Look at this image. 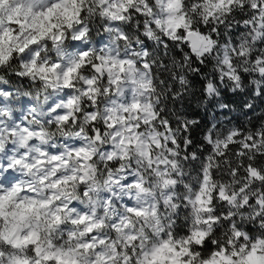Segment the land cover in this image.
Returning a JSON list of instances; mask_svg holds the SVG:
<instances>
[{
    "label": "snow or ice",
    "instance_id": "snow-or-ice-1",
    "mask_svg": "<svg viewBox=\"0 0 264 264\" xmlns=\"http://www.w3.org/2000/svg\"><path fill=\"white\" fill-rule=\"evenodd\" d=\"M7 3L0 0V8ZM84 3L58 0L40 12L39 31L24 44L14 31L0 32V65L59 27L52 23L57 9H63L65 20L79 23ZM97 3L100 15L116 25L105 30L118 32L120 42L130 47L123 57L98 55L93 64L84 51L83 63L68 70L65 88L71 85L70 74L81 67L96 73L83 93L88 135L76 140L67 159L62 152L51 155V161L58 177L54 187L78 181L82 195L89 196L84 185L89 173L97 172L92 163L96 160L103 169L98 173L102 183L113 187L98 212L72 202L56 203L52 224L67 229L60 234L69 243L62 246L50 239L45 245L38 231L25 233L19 222L33 214L38 217L40 209H51L60 198H32L28 204L16 200L19 211L9 213L6 208L16 193L33 189L6 184L7 176L0 178V264H264V118L260 127L248 128L231 120L225 124L226 116H213L209 127L189 119L184 109L200 85L205 106L235 111L223 102L228 90L244 97L240 116L252 123L248 113L255 114L258 102L264 101V0ZM9 23L24 21L9 16ZM153 38L159 45L156 51ZM56 67L37 69L33 62L28 74ZM75 103L70 98L66 107ZM3 130L0 125V136ZM17 131L26 134L21 142L34 135L27 126L9 127V135ZM198 132L202 139H196ZM72 157L79 166L68 169ZM20 164L21 159L14 158L0 167V173H11ZM61 164L64 173L59 171ZM65 212L70 213L67 221L61 215ZM9 215L17 219L11 227ZM106 222L109 231L104 232ZM9 249L14 251L6 257Z\"/></svg>",
    "mask_w": 264,
    "mask_h": 264
},
{
    "label": "clouds",
    "instance_id": "clouds-1",
    "mask_svg": "<svg viewBox=\"0 0 264 264\" xmlns=\"http://www.w3.org/2000/svg\"><path fill=\"white\" fill-rule=\"evenodd\" d=\"M57 3L58 0H8V3L0 8V32L14 31L19 38V43L24 44L39 31L40 18L38 14ZM100 12L97 0H85L83 11L78 17V23L75 19L65 20L63 9H57L52 23L59 27L51 30L37 44L29 46L23 54H15L7 63L0 65V98L3 100V103L0 104V114L3 115L0 125L4 129L3 135L0 136V167H5L6 163H11L14 158L21 159L19 166L14 165L11 173H0V178L7 176L6 184L10 181L14 186L19 184L21 188L31 186L33 189L32 192L16 193V199L13 200L11 206L6 208V211L9 213L19 211L15 208L16 200H24L25 204H28L32 198L47 200L53 196L59 197L60 199L53 203L51 209H40L38 217L33 214L19 222V227L25 233L31 230L38 231L41 236V244L45 245L50 239L58 241L62 246L69 243L60 234L61 231L67 232V229L61 230L52 224L51 212L55 210L56 203L72 202L78 207L87 209L90 213L98 212L102 207L101 201L106 198L105 193L110 192L113 187L111 184L102 183V178L98 174L103 171L99 160L92 162L97 172H90L91 178L84 185L89 196L82 195L78 181L54 187L58 177L55 162L51 161V155H59L62 152L65 153L64 158L67 159L66 152L70 150L76 140L88 135V122L86 113L83 111L87 107L85 103L87 98L83 93L89 87L86 81L95 78L96 73L90 68L81 67L78 72L70 74L71 85L65 88L64 83L68 79L66 76L68 70L83 63L81 54L84 51L89 52L86 58L87 62L93 64L98 55H120L123 57L130 47L129 43L122 44L120 42L118 32L105 30L106 28L114 29L116 25H113L107 17L101 16ZM9 16L13 20L24 21L23 25L9 23ZM69 22L71 23L70 27L68 26ZM47 23L45 21L46 26ZM120 27L123 31V26ZM75 37L80 38L75 39ZM133 39L134 37L130 38V40ZM11 43L15 45L17 41L14 39ZM151 43L155 45L153 51H156L159 47L157 39L153 38ZM5 47L7 48V44ZM33 62L37 69L41 66L51 68L53 65H58V67L54 71L44 73L34 70L29 75L28 69ZM20 73H24V75H19ZM45 76L47 79H41ZM139 78L138 76L137 79ZM100 87L103 85L101 84ZM70 98L76 103L68 108L66 105ZM17 114H19V118H17ZM62 115H68L69 119H59ZM10 126L17 128L27 126L33 130L34 135L21 142V136L26 134L17 131L16 135H9ZM89 147H93V145L89 143ZM41 152L48 153V155L41 157L39 155ZM25 157H27L26 160ZM36 159H44L47 163L36 164ZM25 163L31 167H24ZM78 166L79 162L75 157H72L67 168L75 169ZM59 171L65 172L63 164ZM42 179L45 181L44 183L40 182ZM25 196L29 199H25ZM61 215L65 221L70 218L69 212ZM108 215L110 216L111 213ZM161 215L163 216L164 213L162 212ZM8 221L9 227L17 223V219L12 215L8 216ZM72 227L79 229L80 226ZM102 231H109L107 222ZM158 239L157 236L156 240ZM72 243L74 244L75 241ZM105 247L107 248V246ZM13 251V249H9L6 252V257ZM108 251L111 250L108 249Z\"/></svg>",
    "mask_w": 264,
    "mask_h": 264
},
{
    "label": "trees",
    "instance_id": "trees-1",
    "mask_svg": "<svg viewBox=\"0 0 264 264\" xmlns=\"http://www.w3.org/2000/svg\"><path fill=\"white\" fill-rule=\"evenodd\" d=\"M200 85H197L196 95L188 97L187 102L184 105L185 114L189 119H196L201 122L202 125L211 126L214 122L211 117L215 116L217 119H223L225 116L227 119H224V123L227 124L228 120L232 121V124L243 123L245 127L251 128L253 124L258 128L260 127L261 119L264 118V101H259V106L256 109V113H248V116L251 117L252 123H248L246 117L240 116L239 106L241 101L244 99L243 96H236L234 93L224 90L223 92V102L228 103L232 109L235 111L225 112V110L219 109L218 107H213L212 104L207 106L204 105L203 97L199 93ZM2 100V98H0ZM27 103V101H25ZM239 117V120H237ZM231 126V125H230ZM196 139H202V133H197Z\"/></svg>",
    "mask_w": 264,
    "mask_h": 264
},
{
    "label": "rangeland",
    "instance_id": "rangeland-1",
    "mask_svg": "<svg viewBox=\"0 0 264 264\" xmlns=\"http://www.w3.org/2000/svg\"><path fill=\"white\" fill-rule=\"evenodd\" d=\"M17 118H19V114H17Z\"/></svg>",
    "mask_w": 264,
    "mask_h": 264
}]
</instances>
